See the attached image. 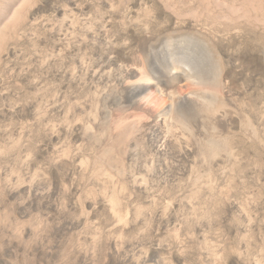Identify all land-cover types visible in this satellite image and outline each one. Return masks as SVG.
Masks as SVG:
<instances>
[{"label":"rangeland","instance_id":"rangeland-1","mask_svg":"<svg viewBox=\"0 0 264 264\" xmlns=\"http://www.w3.org/2000/svg\"><path fill=\"white\" fill-rule=\"evenodd\" d=\"M0 264H264V0H0Z\"/></svg>","mask_w":264,"mask_h":264},{"label":"bare ground","instance_id":"bare-ground-1","mask_svg":"<svg viewBox=\"0 0 264 264\" xmlns=\"http://www.w3.org/2000/svg\"><path fill=\"white\" fill-rule=\"evenodd\" d=\"M153 46L154 44L149 38L148 33L145 32L140 40V47L142 51L144 53L146 51H150V48H152ZM113 58L114 56H110L107 60V64L112 63L114 61ZM118 77L119 82L118 88L115 91L116 94L111 95L110 93L107 96H103L102 103L107 111L117 110L122 114V116L129 115L131 113V108L134 107V105H140L142 103H145L146 101H149L157 93L175 95L177 93V87H179L183 80L181 76L174 74L161 75L155 79L148 69L140 71L139 69L130 67H123ZM213 89L217 96V100H211V104L208 108V110H210L211 112L219 109L222 105L227 106L230 104L228 96L224 94V86L221 82V79L217 80L213 84ZM168 115L169 118H177V114H175V111L173 110ZM212 121H214L213 118ZM101 130L104 134L109 133L107 127H102ZM132 131L133 128L131 125H124L120 128L117 136L110 139V142L108 141L109 144L106 145V148H104L105 151L98 159V161L101 162V166L105 168L106 173L108 169L103 165H105L106 163L109 164L114 158L117 160V146L123 144L122 142L125 140V138H127L131 133L134 132ZM91 132L93 133V130ZM114 199L115 200L113 201V203H116L117 198Z\"/></svg>","mask_w":264,"mask_h":264}]
</instances>
